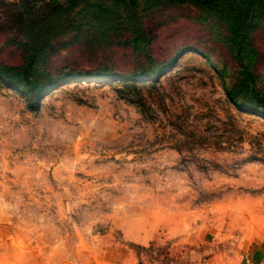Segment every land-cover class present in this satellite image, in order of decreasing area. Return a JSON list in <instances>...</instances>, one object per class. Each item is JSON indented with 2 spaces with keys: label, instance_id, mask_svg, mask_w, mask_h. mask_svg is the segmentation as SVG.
<instances>
[{
  "label": "rangeland",
  "instance_id": "374dc122",
  "mask_svg": "<svg viewBox=\"0 0 264 264\" xmlns=\"http://www.w3.org/2000/svg\"><path fill=\"white\" fill-rule=\"evenodd\" d=\"M26 1L0 0V63L23 62L16 41L4 44L20 4L46 36L32 69L44 87L32 98L0 76V264L208 262L264 239V102L241 69L264 53V0H193L187 13L149 0ZM138 16L165 22L149 44L129 29ZM248 16L261 25L240 64L233 27ZM142 50L153 58L139 63ZM258 65L264 101V55Z\"/></svg>",
  "mask_w": 264,
  "mask_h": 264
},
{
  "label": "trees",
  "instance_id": "16d2710c",
  "mask_svg": "<svg viewBox=\"0 0 264 264\" xmlns=\"http://www.w3.org/2000/svg\"><path fill=\"white\" fill-rule=\"evenodd\" d=\"M73 3L79 1V0H72ZM124 1V4H128L130 1L127 0H112V2H122ZM133 1V0H132ZM152 1V6L155 7H165V9H174L178 10L181 13H187L184 10V6L189 3L193 4V0H149ZM29 5L28 0L26 1ZM9 13L10 15H13L15 17V20L11 23V25H8L7 29L15 28V33H13L11 36H7L5 38V45H8L12 42H17V46L22 49L23 52V62L20 66L12 67L7 65H2L0 63V76L3 80L13 83L14 86L22 87L24 88L25 93L31 94V97L33 98L35 95L38 94V92L44 87L39 85L36 80L37 76H35L34 73H32L33 65H36L38 63V52L39 48L42 52H44V49L46 45L44 44V41L46 40V36L39 35L40 32L38 25V19L32 18V15L28 14L26 10H24L23 7L18 5H12L9 6ZM126 9V8H124ZM189 13V12H188ZM179 18H187L190 19L192 23H197L200 21V18L196 15L193 16H187L185 14L179 15ZM256 19V21H255ZM7 20V18H6ZM4 19L3 23L6 21ZM75 21V20H73ZM165 23V22H164ZM163 22L159 21L156 23L155 26L151 25L152 27H159L161 24H164ZM259 26L261 25V20L258 17H251L248 16L242 24L235 25L233 27V30L236 31L237 28H239L238 37L234 39V42L231 43L233 55L236 60H238V63L241 64V58L243 52H246V50L251 48L250 40H247V33L250 32L252 25ZM84 26V23L80 22L76 25V29ZM148 25H144L143 23H139V16L138 21L132 25L129 29H138V31H134L135 36L137 37H143V42L145 44H149L151 41H153L154 32L151 31V28ZM131 32V31H130ZM20 34V36H19ZM76 36L74 39H70L69 41H75ZM182 49L184 50H193L199 52L201 55H208V52L206 50H201L197 44H189V45H183ZM264 53L259 52L257 54H254L251 61H253V65H241V69L246 74V80L248 82V92L251 97L254 98V101L256 102L255 105L264 102L263 98L259 95L258 87H262L263 85L260 82V79L262 78L261 73H258L260 65H258L262 61ZM138 59V62L141 63L142 61H147L153 58V54L147 50H142L136 57ZM171 58H173V55L169 57L170 61ZM173 60V59H172ZM163 71L160 70H153L151 73V76L149 79L155 78L158 74H162ZM48 77V79H51V82L55 81L53 78V75L51 73H45ZM148 74L147 71L142 73L141 75ZM74 76V75H73ZM106 77H118L117 75L113 74H103V73H97L96 75H93V77H90V79L98 80L101 78ZM130 77L133 78V75ZM75 78V77H73ZM79 78V77H77ZM227 95L231 100H235L240 95V90L231 88L227 89Z\"/></svg>",
  "mask_w": 264,
  "mask_h": 264
},
{
  "label": "crops",
  "instance_id": "0c3cea01",
  "mask_svg": "<svg viewBox=\"0 0 264 264\" xmlns=\"http://www.w3.org/2000/svg\"><path fill=\"white\" fill-rule=\"evenodd\" d=\"M186 255L180 257L181 261ZM180 261V262H181ZM193 259H186L183 264H264V239L260 240L258 243L254 244L249 252L242 253L240 256L227 257L225 256H215L214 260L208 262H195ZM171 264H176L172 262Z\"/></svg>",
  "mask_w": 264,
  "mask_h": 264
}]
</instances>
